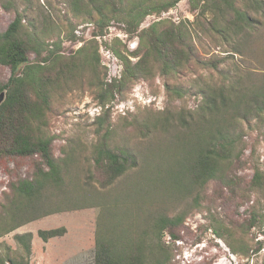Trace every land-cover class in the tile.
I'll use <instances>...</instances> for the list:
<instances>
[{
    "label": "rangeland",
    "instance_id": "374dc122",
    "mask_svg": "<svg viewBox=\"0 0 264 264\" xmlns=\"http://www.w3.org/2000/svg\"><path fill=\"white\" fill-rule=\"evenodd\" d=\"M66 1L0 0V33L17 12L24 18L25 29L26 13L32 20L44 23L51 39H60L62 64L86 60L84 71L64 81L53 93L41 132L53 138V157L59 162L69 161L67 171L75 185L65 187L60 194L70 198L83 195L91 205L66 203L58 212L1 237L0 249L3 246L16 249L14 236L31 233L28 264H93L97 218L123 217L121 212L128 209L140 228L136 233L148 230L147 239L151 236L150 225L158 215L181 214L182 222L171 231L176 240L165 235L171 256L169 264H264V222L249 225L253 212L264 215V114L237 120L236 131L242 134L237 151L241 149V153L239 161L227 172L229 181L224 184L212 180L196 188L185 181L176 184L168 177L171 165L174 164L173 169L176 167L182 141L192 133L173 126L161 128L157 121L182 109L195 113L201 103L197 90L200 84L195 79L218 84L227 78L226 83L238 84L241 90L264 89V16L253 14L259 25L248 31L239 55L232 54L230 45L219 36L200 33L188 0H181L160 18L175 23L187 21L197 54L201 58L223 59L219 71L208 72L190 64L173 78L155 73L121 86L114 91L112 101L102 106L96 96L99 86L119 78L122 71V64L109 47L117 38L130 52L137 40L126 35L117 24L93 40L94 25L84 18H75ZM157 20L159 17L154 15L147 17L139 30ZM198 21L200 26L206 24L203 18ZM72 33L77 41L69 40ZM83 45L86 57L76 53ZM29 59L35 60L33 55ZM10 75V69L0 65V85ZM165 84L180 85L187 94L181 99L169 97ZM106 131L111 147L129 150L136 159V166L109 189L101 188L100 166L95 164L92 153ZM39 166L42 162L37 156H0V217H31L25 216V204L15 197L12 188L18 181L30 179ZM175 171L182 173L179 168ZM256 171L261 176V187L253 186ZM82 188L85 193L79 191ZM59 227L65 228L62 236L47 242L37 236L38 230ZM215 228L222 237L214 233ZM228 244L237 247L234 249L239 253L232 254Z\"/></svg>",
    "mask_w": 264,
    "mask_h": 264
},
{
    "label": "trees",
    "instance_id": "16d2710c",
    "mask_svg": "<svg viewBox=\"0 0 264 264\" xmlns=\"http://www.w3.org/2000/svg\"><path fill=\"white\" fill-rule=\"evenodd\" d=\"M180 1H66L75 18H84L94 25L93 40L104 36L114 24L122 26L126 35L137 40L136 47L130 52L117 38L109 47L113 56L122 64V71L119 78L100 84L96 96L102 106L112 101L114 91L121 86L152 77L155 73L173 78L190 64L208 72L219 71L223 59L201 58L197 54L187 21L175 23L160 18ZM188 2L191 11L196 14L200 33L219 36L230 45L232 54L239 55L248 31L259 25L253 14L264 16L263 0ZM152 15L159 17V20L139 30L144 20ZM200 18L204 19L205 25L202 23L200 26ZM23 20V16L17 12L6 30L0 33V65L8 67L11 73L8 80L0 85V94H4L0 103V156H37L42 166L36 168L30 179H22L12 188L15 197L25 204V216L31 217H0V238L24 224L58 212L66 203L71 202L74 206L91 205L83 199V195L70 198L60 194L65 192V187L73 188L75 185L71 173L67 171L69 161L59 162L53 157V138L41 132L53 93L64 81L80 75L86 60L83 58L77 61L79 63L71 61L62 64L60 39H51L44 23L41 25L26 13L25 29ZM69 40L77 41L73 33ZM197 40L200 41L199 38ZM84 51L83 45L76 53L84 54ZM31 55L34 61H30ZM228 56L232 58V55ZM129 57L136 60L133 62ZM226 81L228 79L224 78L221 83L209 84L203 79H195L200 84L197 90L201 96V103L195 113L182 109L157 118L161 128L173 126L192 133L186 141H182L176 158L175 169L179 168L182 173L173 169L174 164L170 167L168 177L176 184L185 181L191 188L202 187L212 180L226 184L229 181L227 172L240 159L241 149L237 150L242 134L236 131L237 120L246 121L250 115L259 117L264 114V89L241 90L238 84ZM165 89L169 97L177 99L187 94V90L180 85L165 84ZM92 153L95 164L100 166L98 170L103 189L112 187L136 166L135 155L129 150L110 146L107 131L100 136ZM252 181L254 187H261V176L257 171ZM79 191L85 193L83 188ZM41 210L43 212L39 214ZM122 215H103L97 218L93 264H169L171 256L165 235L167 233L176 240L177 237L171 231L182 222L181 214L172 217L158 215L150 225L152 231L148 239V230L136 233L140 228L128 209L122 211ZM128 215H131L130 218H127ZM263 216L262 213L253 212L249 225L252 227L264 222ZM213 230L217 236L222 237L217 228ZM64 233L65 228L59 227L38 230L37 236L47 242ZM14 240L16 249L4 246L0 249V264L29 263L32 234L15 235ZM228 246L232 254L239 253L233 244ZM241 248L244 249L245 245Z\"/></svg>",
    "mask_w": 264,
    "mask_h": 264
},
{
    "label": "water",
    "instance_id": "95a60500",
    "mask_svg": "<svg viewBox=\"0 0 264 264\" xmlns=\"http://www.w3.org/2000/svg\"><path fill=\"white\" fill-rule=\"evenodd\" d=\"M3 98H4V94L1 93V94H0V103L3 101Z\"/></svg>",
    "mask_w": 264,
    "mask_h": 264
}]
</instances>
